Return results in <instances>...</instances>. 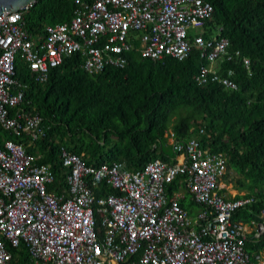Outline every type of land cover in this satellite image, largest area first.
Wrapping results in <instances>:
<instances>
[{"label": "built area", "instance_id": "2783aa9c", "mask_svg": "<svg viewBox=\"0 0 264 264\" xmlns=\"http://www.w3.org/2000/svg\"><path fill=\"white\" fill-rule=\"evenodd\" d=\"M73 2L70 21L48 23L36 38L25 18L33 4L0 14V123L19 137L39 140L47 131L40 114L23 107L24 86L15 77L18 56L37 81L46 82L52 68L76 53L85 56L87 71L98 73L124 67L137 47L153 60H182L199 47L212 64L227 52L226 38L192 35L213 17L208 0ZM213 71L203 66L198 82L237 87L234 69L211 77ZM169 138L174 141L173 131ZM210 149L196 137L175 141L174 161L157 158L130 170L124 161L89 166L63 148L67 172L56 183L52 165L40 163L39 154L27 152L20 141L0 140V264H16L11 250L22 245L32 264H264V253L246 250L248 233L264 232V207L263 220L252 226L233 220L254 199L229 197L228 157ZM178 177V188L201 206L195 216L180 204L181 192L167 193ZM103 182L115 193L97 197L94 188ZM53 185L59 186L50 190Z\"/></svg>", "mask_w": 264, "mask_h": 264}, {"label": "trees", "instance_id": "16d2710c", "mask_svg": "<svg viewBox=\"0 0 264 264\" xmlns=\"http://www.w3.org/2000/svg\"><path fill=\"white\" fill-rule=\"evenodd\" d=\"M208 1L214 14L198 35L208 41L228 39L215 71L225 76L234 69L233 89L217 81L197 82L200 66L209 63L199 47L182 60L172 56L153 60L137 47L127 54L124 67L98 73L87 71L85 56L76 53L52 68L46 82L37 81L18 56L15 77L24 86L23 107L39 113L47 131L34 144L27 143V151L41 153L40 162L52 165L56 183L63 182L67 172L63 148L82 156L89 166L124 161L128 169L137 170L157 158L174 161L175 141L196 137L204 148L228 157L225 182L254 199L233 220L250 226L263 220L264 0ZM74 10L73 0H38L25 14L26 27L36 38L46 24L70 20ZM245 59H250L248 68ZM180 178L168 185L169 196L178 189ZM94 189L97 197L115 193L105 182ZM180 204L192 214V204L183 200ZM255 233H248L246 250L264 253V232ZM11 251L16 264H32L25 245Z\"/></svg>", "mask_w": 264, "mask_h": 264}, {"label": "crops", "instance_id": "0c3cea01", "mask_svg": "<svg viewBox=\"0 0 264 264\" xmlns=\"http://www.w3.org/2000/svg\"><path fill=\"white\" fill-rule=\"evenodd\" d=\"M71 20V19H70ZM70 20H67V22L68 21H70ZM64 22H66V21H64ZM198 33H199V31H198V29H196V31H195V33H192V35L193 36H196V35H198ZM218 63V62H217ZM216 62H214L213 64L209 61V63L207 64V65H201L200 66V70H201V68L203 67V66H208V67H212V68H214L215 69V67H216V65H218ZM26 66H27V70L30 72L31 70H30V68H29V63L26 61ZM32 73V72H31ZM33 75V74H32ZM197 77H198V75H197ZM196 77V78H197ZM197 80V79H196ZM197 82H198V80H197ZM201 84V83H200ZM203 84H206V83H203ZM7 133L8 134H10V135H13V136H15L16 138L14 139V138H9L8 136H7ZM0 140H1V142L3 143L5 140H14V141H20V142H22V143H24V146H25V148H26V150H27V143H29V144H34L37 140H32L29 136H26V137H24V138H20L19 136H17L12 130H9V129H6L4 126H2V124L0 123ZM23 140V141H22ZM171 141V140H170ZM28 152V151H27ZM33 154H39L40 155V158L42 157V154L41 153H39V152H37V153H33ZM170 155H171V153H170ZM39 162H40V159H39ZM41 163V162H40ZM43 163H45V162H43ZM169 189V187H167V190ZM176 192H181V199L186 203V205L187 206H189V207H191V204H192V202H193V200H192V196L188 193V195H189V199H190V201H191V204L190 203H188V198H187V196L185 195V194H183V189H181V188H178V189H176V190H174V192H173V195L176 193ZM168 193V192H167ZM169 195V194H168ZM195 203V202H194ZM196 204V203H195ZM198 206H199V210L198 209H194L193 208V206H192V211H191V213H192V215L193 216H195L200 210H201V206L199 205V204H197ZM186 207V206H185Z\"/></svg>", "mask_w": 264, "mask_h": 264}, {"label": "water", "instance_id": "95a60500", "mask_svg": "<svg viewBox=\"0 0 264 264\" xmlns=\"http://www.w3.org/2000/svg\"><path fill=\"white\" fill-rule=\"evenodd\" d=\"M38 0H0V14L3 10L16 11L23 7L29 6Z\"/></svg>", "mask_w": 264, "mask_h": 264}, {"label": "rangeland", "instance_id": "374dc122", "mask_svg": "<svg viewBox=\"0 0 264 264\" xmlns=\"http://www.w3.org/2000/svg\"><path fill=\"white\" fill-rule=\"evenodd\" d=\"M195 31L196 30H193L192 31V33H195ZM168 151L170 152V153H172V149L169 147L168 148ZM226 181V180H225ZM225 186H226V188L228 189V192H226L227 194H230V196H235V195H237V194H241V195H243V194H245V192H242V191H239L238 189H237V187H236V185L234 184V183H232V182H225ZM181 189H183V194H185L186 196H187V198H188V203H190L191 204V201H190V197H189V195H188V191H187V189H185V188H181ZM190 194V193H189ZM191 195V194H190ZM192 198V197H191ZM193 203V202H192ZM192 206H193V208L194 209H198L199 210V206L197 205V204H192Z\"/></svg>", "mask_w": 264, "mask_h": 264}, {"label": "clouds", "instance_id": "9594fccd", "mask_svg": "<svg viewBox=\"0 0 264 264\" xmlns=\"http://www.w3.org/2000/svg\"><path fill=\"white\" fill-rule=\"evenodd\" d=\"M227 172H228V169H227ZM227 174V173H226ZM226 176V175H225ZM224 183H225V179H224ZM227 189V188H226ZM227 191H228V189H227ZM238 195H241V194H237V195H235V196H230V194H229V197H232V198H241V197H247V196H245L246 194H243V195H241L240 197H236V196H238ZM251 205V204H250ZM249 206V205H248ZM247 207V206H246Z\"/></svg>", "mask_w": 264, "mask_h": 264}]
</instances>
